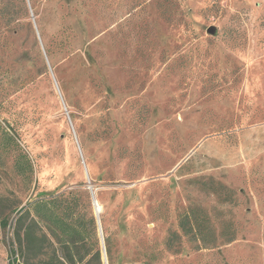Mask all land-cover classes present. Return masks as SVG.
I'll return each instance as SVG.
<instances>
[{"label":"rangeland","instance_id":"374dc122","mask_svg":"<svg viewBox=\"0 0 264 264\" xmlns=\"http://www.w3.org/2000/svg\"><path fill=\"white\" fill-rule=\"evenodd\" d=\"M71 193L101 264H264V0H0V264Z\"/></svg>","mask_w":264,"mask_h":264},{"label":"trees","instance_id":"16d2710c","mask_svg":"<svg viewBox=\"0 0 264 264\" xmlns=\"http://www.w3.org/2000/svg\"><path fill=\"white\" fill-rule=\"evenodd\" d=\"M9 138L18 147L17 140L10 135ZM20 150L15 160L16 169L21 175L32 174L33 163L28 154ZM82 199L79 193L41 196L18 210L11 224L3 220L4 228H13L11 264L18 260L21 264H101L96 222L84 212ZM192 213L181 216L180 226L187 234H194L204 242L199 219ZM196 227L198 231L194 232ZM232 240L233 237L228 238Z\"/></svg>","mask_w":264,"mask_h":264},{"label":"water","instance_id":"95a60500","mask_svg":"<svg viewBox=\"0 0 264 264\" xmlns=\"http://www.w3.org/2000/svg\"><path fill=\"white\" fill-rule=\"evenodd\" d=\"M208 32L211 33V34H213L214 33V29L213 28H210L208 30ZM87 189L90 191V194H91V197H92L93 206H95V210H96L97 221H99L100 211L98 210L96 196H95V191L93 190V186L90 184V182L87 185Z\"/></svg>","mask_w":264,"mask_h":264},{"label":"bare ground","instance_id":"6f19581e","mask_svg":"<svg viewBox=\"0 0 264 264\" xmlns=\"http://www.w3.org/2000/svg\"><path fill=\"white\" fill-rule=\"evenodd\" d=\"M97 206H98V204H97ZM98 210L101 211V207L100 206H98Z\"/></svg>","mask_w":264,"mask_h":264}]
</instances>
